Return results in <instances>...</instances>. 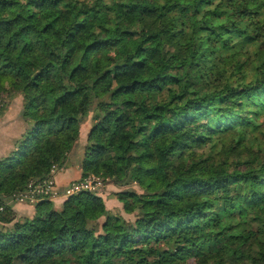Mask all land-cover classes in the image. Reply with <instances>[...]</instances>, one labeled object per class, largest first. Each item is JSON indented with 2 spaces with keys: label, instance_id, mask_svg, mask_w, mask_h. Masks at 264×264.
I'll list each match as a JSON object with an SVG mask.
<instances>
[{
  "label": "trees",
  "instance_id": "obj_1",
  "mask_svg": "<svg viewBox=\"0 0 264 264\" xmlns=\"http://www.w3.org/2000/svg\"><path fill=\"white\" fill-rule=\"evenodd\" d=\"M17 92L0 264H264V0H0V111ZM87 118L81 176L133 217L84 189L14 218Z\"/></svg>",
  "mask_w": 264,
  "mask_h": 264
},
{
  "label": "rangeland",
  "instance_id": "obj_2",
  "mask_svg": "<svg viewBox=\"0 0 264 264\" xmlns=\"http://www.w3.org/2000/svg\"><path fill=\"white\" fill-rule=\"evenodd\" d=\"M230 45L231 44H229L228 48H231ZM2 102H4V107L0 111V154L5 153L1 155L4 156L16 146L18 139L16 140L15 137L18 136V138H20L21 135L19 134L25 130L26 123L21 116L23 100L20 93H12L11 95L5 94ZM259 116L263 117V114H260ZM89 122L90 121L87 118V120L81 124V134L77 143L68 153L65 163L61 165L55 163L52 165L53 167L50 168L48 176L45 178L50 177L51 184L49 189L44 191L45 194L43 196L35 198L22 193L19 197L17 196L16 198L9 199V202L15 210L14 218L26 214H32L34 212V204L43 197L53 199L55 203L59 205L67 196H69V194H67L68 185L79 178H85V176H81L80 163L83 158V147ZM8 149H10V151L6 153ZM86 177H90L87 180L89 187L92 188L94 193H97L103 198L105 205L108 208L119 210L124 213L126 217H133V212L128 213L122 210V202L117 198L116 191L122 189V186L116 185L108 177H102L97 174L90 173L86 175ZM43 182L44 181H41L40 183ZM129 187H133L139 191L141 190V188L135 183L129 185ZM39 190L41 191V189Z\"/></svg>",
  "mask_w": 264,
  "mask_h": 264
},
{
  "label": "built area",
  "instance_id": "obj_3",
  "mask_svg": "<svg viewBox=\"0 0 264 264\" xmlns=\"http://www.w3.org/2000/svg\"><path fill=\"white\" fill-rule=\"evenodd\" d=\"M51 167H53V166H51ZM47 178L40 180V181L30 180L25 189L18 190L16 192L12 193V195L10 196V199L16 198L17 196L19 197L22 193H25L29 197H35V198H39V196H43L45 194L44 191L49 189V186L51 184L50 177L48 179ZM89 178L90 177L85 176V178H79L75 181H72L68 185V189H67L68 193L67 194L70 195V194H73L75 192H78V191L84 190V189L93 191L92 188L89 187V183L87 181ZM41 181H44V182L40 183ZM39 189H41V191ZM3 207H4V204L2 202H0V212L3 210Z\"/></svg>",
  "mask_w": 264,
  "mask_h": 264
},
{
  "label": "crops",
  "instance_id": "obj_4",
  "mask_svg": "<svg viewBox=\"0 0 264 264\" xmlns=\"http://www.w3.org/2000/svg\"><path fill=\"white\" fill-rule=\"evenodd\" d=\"M19 135H21V133H20ZM16 137L18 138V136H16ZM16 137H15V139H17ZM11 148H12V147H11ZM9 151H10V149H8V150L6 151V153H8ZM3 154H5V153H3ZM3 154H0V156L3 155Z\"/></svg>",
  "mask_w": 264,
  "mask_h": 264
}]
</instances>
